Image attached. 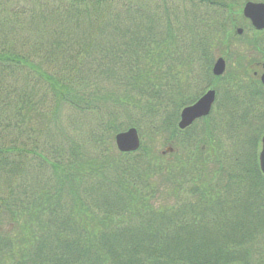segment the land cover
<instances>
[{
    "label": "trees",
    "instance_id": "16d2710c",
    "mask_svg": "<svg viewBox=\"0 0 264 264\" xmlns=\"http://www.w3.org/2000/svg\"><path fill=\"white\" fill-rule=\"evenodd\" d=\"M169 1L0 0V264H264V175L246 153L264 88L232 75L230 100L259 98L224 120L235 151L176 125L240 9ZM129 127L140 148L120 152Z\"/></svg>",
    "mask_w": 264,
    "mask_h": 264
},
{
    "label": "rangeland",
    "instance_id": "374dc122",
    "mask_svg": "<svg viewBox=\"0 0 264 264\" xmlns=\"http://www.w3.org/2000/svg\"><path fill=\"white\" fill-rule=\"evenodd\" d=\"M227 2H230L232 4V7L230 8V11L228 12V9L225 10V12L223 11L222 14H216V16L218 17H222V20H224L227 16H230L231 14H233V9L236 10V8H240L242 7V5L244 4L245 0H225ZM180 1L178 0H172L169 1V4L172 6H177L179 5ZM187 5H184L182 7H187ZM241 11V10H240ZM239 13H234L235 19H236V24L235 27L233 28L232 33L229 35V37H231L232 39V44L230 45V47L228 48L229 50H225V48L227 47L226 45H221L222 52L221 54L218 52H214L213 54V59L212 62L214 61V59L216 58L217 55H223L225 62H226V75L227 74H231V75H236L238 78H240V80H254V81H258L259 78L257 76L254 75V71L258 70V74L260 73V70L258 69L259 66L258 63L264 59V54L263 52L257 47L259 46L260 48H264V33L260 34V41L257 42L258 36L257 35H253L254 30L252 28H250L251 26L249 25V23L246 21H244V19L242 18L241 14ZM239 14V15H238ZM208 17V16H207ZM238 18V20H237ZM250 26V27H249ZM238 28H242L243 31L241 33V35H237L236 31ZM236 30V31H235ZM225 31V30H223ZM235 32V33H233ZM234 34V36H233ZM222 38L221 40L223 41L225 39L226 42H230L228 41V35H223L221 34ZM244 37V39H243ZM255 37L254 41L253 38ZM218 49V48H217ZM216 49V50H217ZM197 68H198V72H197ZM201 68L202 66L200 65H196L194 66V78L192 77V81L190 83V91L192 90L196 95H201L206 88L209 85H213V87L216 89V93H217V98H216V103L214 104V109H213V113L210 116V119L207 121H202L199 122L197 125H194L193 128V133L194 135H196V133L198 132V134H203L202 138H204V130H211L208 126L210 127H214L217 130L212 131V138H215V141L219 144V146H215L212 143V139H210L209 136H207L205 139H203V142L205 144V146L207 147V149L214 153L218 147H220V145L222 146L223 150L226 151L227 148L231 151H235L234 149L231 148V142L232 139L228 140L229 137V131L234 129H237V127L231 126L230 124H228V122H225L224 120H226V117L229 118L233 123H236L235 119L231 116H229V113H232L233 111V106L235 104H238V106L240 108L245 107V105L247 104V100L249 99H253V100H257L259 101V98L254 96L251 97V94H255L256 91H258V87L256 85H252L253 88L256 90L253 93H249L246 92L242 95V97H236L233 100L227 99L223 94L222 91L225 93V95L227 94V90L230 88V82H227L228 80H222L220 83H218V85H214L212 82L210 84L209 80L206 81H200L199 77H198V73L201 72ZM210 72V70H209ZM228 75V76H229ZM234 83V82H233ZM220 89V91L218 92L217 89ZM238 90L237 88H235L234 90H231L230 93L232 95H235V91ZM219 99V100H218ZM218 100V103H217ZM228 103V104H227ZM227 104L226 109H224L223 105ZM258 110H254V112H252V116L253 118L255 117V115L259 116L258 112H262V109L264 108V104L258 105L257 106ZM180 112V109H179ZM179 119V113H178V117L176 122H178ZM219 119V121L213 126V121ZM257 120H260L259 122H257ZM254 122V126H251V129L248 130L247 135L251 136V137H255L256 133L258 132V130L260 131L261 128L264 129V119L263 116H260ZM260 122H261V126L263 125V127H260ZM237 124V123H236ZM208 125V126H207ZM150 124H148L147 130L149 129ZM255 127V128H254ZM245 128H243L244 130ZM187 132L186 134H188V136L185 137L183 136L182 138H180V140H189V134L190 132ZM245 131V130H244ZM220 132L222 135L220 136L219 133ZM264 132V131H263ZM83 133H87V128H82V130L80 131V135H82ZM261 135V134H260ZM259 135V138L261 137ZM143 140V138H142ZM114 144V143H113ZM250 144V151H248L246 149V153L247 155H250V152L253 151V153H255V149H256V156L258 155V151L260 149V147L257 145L254 146V144L252 142L249 141ZM146 144H144L145 146ZM151 150H153L154 152H164V151H168L170 147H173V149H176L178 154H179V158L182 159V157L185 155V153L187 152V150H185L186 148L184 147L183 143H175V144H168V143H164L162 145H158V143H156V146L152 145L151 143H148V147ZM257 147V148H256ZM219 152H221V150H219ZM222 153V152H221ZM248 155V156H249ZM169 159V158H167ZM162 199H170L169 196H163L160 197L158 202L161 201Z\"/></svg>",
    "mask_w": 264,
    "mask_h": 264
},
{
    "label": "water",
    "instance_id": "95a60500",
    "mask_svg": "<svg viewBox=\"0 0 264 264\" xmlns=\"http://www.w3.org/2000/svg\"><path fill=\"white\" fill-rule=\"evenodd\" d=\"M244 16L248 17L257 29L264 28V3L247 2L243 7ZM264 67V66H263ZM224 70V61L219 58L213 68V73L219 75ZM264 83V73L261 76ZM214 100V92L208 91L194 104L184 107L180 113V121L178 126L184 128L191 124L194 119L205 116L211 109ZM115 144L119 151L131 152L135 151L139 146V137L135 128H129L126 131L115 135ZM259 167L264 173V135L261 138V150L259 153Z\"/></svg>",
    "mask_w": 264,
    "mask_h": 264
},
{
    "label": "flooded vegetation",
    "instance_id": "af4514ba",
    "mask_svg": "<svg viewBox=\"0 0 264 264\" xmlns=\"http://www.w3.org/2000/svg\"><path fill=\"white\" fill-rule=\"evenodd\" d=\"M242 31H243V29L241 28V30H239V33H241ZM257 66H259V63ZM254 74H257L256 71H254Z\"/></svg>",
    "mask_w": 264,
    "mask_h": 264
}]
</instances>
